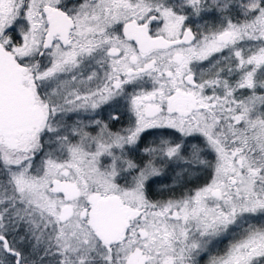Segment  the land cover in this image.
Listing matches in <instances>:
<instances>
[{
    "label": "snow or ice",
    "instance_id": "6c2138e0",
    "mask_svg": "<svg viewBox=\"0 0 264 264\" xmlns=\"http://www.w3.org/2000/svg\"><path fill=\"white\" fill-rule=\"evenodd\" d=\"M0 264H264V0H0Z\"/></svg>",
    "mask_w": 264,
    "mask_h": 264
}]
</instances>
